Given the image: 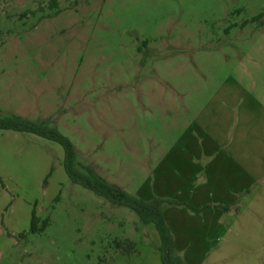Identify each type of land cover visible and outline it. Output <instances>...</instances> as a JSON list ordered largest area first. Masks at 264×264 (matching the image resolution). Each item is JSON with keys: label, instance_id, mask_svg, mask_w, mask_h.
Instances as JSON below:
<instances>
[{"label": "rangeland", "instance_id": "obj_1", "mask_svg": "<svg viewBox=\"0 0 264 264\" xmlns=\"http://www.w3.org/2000/svg\"><path fill=\"white\" fill-rule=\"evenodd\" d=\"M262 13L264 0H0V117L49 121L81 165L147 201L187 132L264 113ZM62 158L0 130V264H161L154 226L72 184Z\"/></svg>", "mask_w": 264, "mask_h": 264}, {"label": "crops", "instance_id": "obj_2", "mask_svg": "<svg viewBox=\"0 0 264 264\" xmlns=\"http://www.w3.org/2000/svg\"><path fill=\"white\" fill-rule=\"evenodd\" d=\"M255 114L232 131L215 119L220 133L209 124L185 132L155 169L147 201L178 203L164 204L163 216L186 264H264V113ZM225 116L232 118L214 115Z\"/></svg>", "mask_w": 264, "mask_h": 264}, {"label": "trees", "instance_id": "obj_3", "mask_svg": "<svg viewBox=\"0 0 264 264\" xmlns=\"http://www.w3.org/2000/svg\"><path fill=\"white\" fill-rule=\"evenodd\" d=\"M263 17L264 13L257 19ZM0 130L32 135L60 146L63 151L62 166L72 184L82 187L110 204L129 209L139 217L143 225H153L160 240L158 250L161 264H186L176 254L174 237L163 216V205L166 203L178 205L177 202L157 197L146 201L109 183L92 167L79 163L74 143L47 120L31 121L20 117H0ZM47 225L48 221L39 231L38 221L33 216L31 233L42 232ZM115 244L123 255H129L136 249V243L133 240L116 241Z\"/></svg>", "mask_w": 264, "mask_h": 264}]
</instances>
